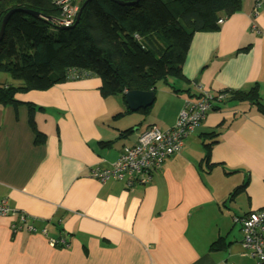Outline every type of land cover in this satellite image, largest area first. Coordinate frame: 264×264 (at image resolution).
<instances>
[{
    "label": "crops",
    "instance_id": "crops-1",
    "mask_svg": "<svg viewBox=\"0 0 264 264\" xmlns=\"http://www.w3.org/2000/svg\"><path fill=\"white\" fill-rule=\"evenodd\" d=\"M253 3L240 0L218 29L192 35L184 80H173L180 91L160 84L146 111H130L121 95L108 101L93 76L16 93L20 104L0 107V200L16 211L0 216V264H255L234 221L264 211V115L247 103L213 105L145 184L91 175L148 125L171 127L184 96L257 84L264 104V0L255 12ZM25 103L36 108L33 128Z\"/></svg>",
    "mask_w": 264,
    "mask_h": 264
},
{
    "label": "trees",
    "instance_id": "trees-1",
    "mask_svg": "<svg viewBox=\"0 0 264 264\" xmlns=\"http://www.w3.org/2000/svg\"><path fill=\"white\" fill-rule=\"evenodd\" d=\"M71 0L81 5L79 20L66 29L55 21L60 7L54 0H0V24L8 16L0 40V73L13 81H0V107L20 104L16 93L43 90L74 78L97 77L100 94L106 98L128 90H151L169 79L184 80L181 65L192 35L216 30L217 20L235 13L240 0ZM126 2H131L127 4ZM33 10L39 15L24 12ZM75 20V19H74ZM226 98L247 103L264 115L257 84L246 90L222 89ZM33 128L34 104L25 103ZM150 106L143 108L146 111ZM128 111V110H127ZM130 130V129H129ZM34 142L45 133L34 128ZM217 132L204 133V159H209ZM245 184L236 187L231 195ZM218 242L211 243L210 248Z\"/></svg>",
    "mask_w": 264,
    "mask_h": 264
},
{
    "label": "built area",
    "instance_id": "built-area-1",
    "mask_svg": "<svg viewBox=\"0 0 264 264\" xmlns=\"http://www.w3.org/2000/svg\"><path fill=\"white\" fill-rule=\"evenodd\" d=\"M60 7L61 15L55 21L56 26L69 27L72 25L78 6L71 0H54ZM262 0H254L253 9L256 11ZM223 18H219L220 24ZM73 79H78L74 75ZM226 92L219 90L209 92L201 90L196 97L184 96L182 105L174 124L161 130L156 124L148 125L130 145H124L118 157L109 168L92 170V177L100 182L107 179L122 181L127 187L145 184L151 178L153 170L161 167L165 157L177 153L183 146L185 138L202 122L211 107L226 98ZM16 212L5 199L0 200V216ZM20 219L26 215L19 213ZM241 230L240 243L246 253L253 257L255 264H264V211L254 210L234 218ZM51 245L61 240L48 239ZM231 264V263H230Z\"/></svg>",
    "mask_w": 264,
    "mask_h": 264
},
{
    "label": "water",
    "instance_id": "water-1",
    "mask_svg": "<svg viewBox=\"0 0 264 264\" xmlns=\"http://www.w3.org/2000/svg\"><path fill=\"white\" fill-rule=\"evenodd\" d=\"M116 1L118 3H123V1H119V0H116ZM126 3L131 4V2H126ZM82 6L83 5L79 7L73 24H76L78 22ZM14 10H19V9L15 8V9L8 10L2 18V21L0 24V40L4 32V26H5L6 20L8 16L10 15V13L13 12ZM24 12L32 14L34 16L39 15L37 12L33 10L26 9L24 10ZM58 28L66 29V27H63V26H58ZM123 96H124V102L126 103V106L130 111H136L140 108H145L149 106L153 100V92L151 90H128L124 92Z\"/></svg>",
    "mask_w": 264,
    "mask_h": 264
},
{
    "label": "rangeland",
    "instance_id": "rangeland-1",
    "mask_svg": "<svg viewBox=\"0 0 264 264\" xmlns=\"http://www.w3.org/2000/svg\"><path fill=\"white\" fill-rule=\"evenodd\" d=\"M3 79H7V80H9V81H13L15 84H17V83H19V81H17V80H12L11 79V77L8 75V74H6V73H0V81L1 80H3ZM169 82H173V79L172 78H170L169 79ZM113 100V99H117L118 101H121V98H120V96H113V97H108L107 98V100L109 101V100Z\"/></svg>",
    "mask_w": 264,
    "mask_h": 264
}]
</instances>
